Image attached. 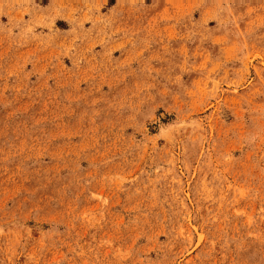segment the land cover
<instances>
[{"label":"rangeland","instance_id":"obj_1","mask_svg":"<svg viewBox=\"0 0 264 264\" xmlns=\"http://www.w3.org/2000/svg\"><path fill=\"white\" fill-rule=\"evenodd\" d=\"M0 264H264V0H0Z\"/></svg>","mask_w":264,"mask_h":264}]
</instances>
